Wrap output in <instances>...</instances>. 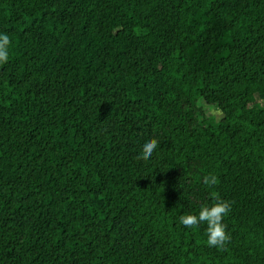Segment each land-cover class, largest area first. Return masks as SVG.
Returning <instances> with one entry per match:
<instances>
[{
	"label": "trees",
	"instance_id": "1",
	"mask_svg": "<svg viewBox=\"0 0 264 264\" xmlns=\"http://www.w3.org/2000/svg\"><path fill=\"white\" fill-rule=\"evenodd\" d=\"M0 34V264H264V0H0ZM217 195L226 250L179 219Z\"/></svg>",
	"mask_w": 264,
	"mask_h": 264
},
{
	"label": "clouds",
	"instance_id": "2",
	"mask_svg": "<svg viewBox=\"0 0 264 264\" xmlns=\"http://www.w3.org/2000/svg\"><path fill=\"white\" fill-rule=\"evenodd\" d=\"M11 40L7 34H0V65L9 60ZM159 141L155 138L149 139L142 146V155L138 158L147 160L151 158L153 152L157 149ZM206 186H215L218 184V177L209 174L203 178ZM231 210V203L221 199L218 195L215 202L211 205H201L198 215L187 214L180 216V223L186 228L199 227L206 224L207 245L226 250V245L230 241V234L226 231V225L223 223L224 217Z\"/></svg>",
	"mask_w": 264,
	"mask_h": 264
},
{
	"label": "rangeland",
	"instance_id": "3",
	"mask_svg": "<svg viewBox=\"0 0 264 264\" xmlns=\"http://www.w3.org/2000/svg\"><path fill=\"white\" fill-rule=\"evenodd\" d=\"M259 99H260V97H259ZM261 101H262V99H260ZM215 115H216V113H214Z\"/></svg>",
	"mask_w": 264,
	"mask_h": 264
}]
</instances>
